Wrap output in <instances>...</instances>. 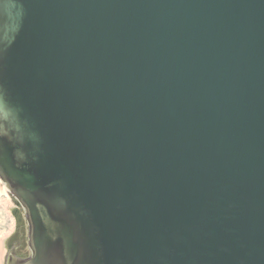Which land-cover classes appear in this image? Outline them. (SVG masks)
I'll return each mask as SVG.
<instances>
[{"label": "water", "instance_id": "95a60500", "mask_svg": "<svg viewBox=\"0 0 264 264\" xmlns=\"http://www.w3.org/2000/svg\"><path fill=\"white\" fill-rule=\"evenodd\" d=\"M4 264H264V0H0Z\"/></svg>", "mask_w": 264, "mask_h": 264}, {"label": "rangeland", "instance_id": "374dc122", "mask_svg": "<svg viewBox=\"0 0 264 264\" xmlns=\"http://www.w3.org/2000/svg\"><path fill=\"white\" fill-rule=\"evenodd\" d=\"M2 183V181L0 180ZM8 192L5 196L0 192V237L4 252L0 258V264H4L6 253L11 249L17 257H25L29 254L27 246V224L23 209L17 200ZM8 198V202H6Z\"/></svg>", "mask_w": 264, "mask_h": 264}, {"label": "bare ground", "instance_id": "6f19581e", "mask_svg": "<svg viewBox=\"0 0 264 264\" xmlns=\"http://www.w3.org/2000/svg\"><path fill=\"white\" fill-rule=\"evenodd\" d=\"M0 192H1V193H4L5 196L7 195V197H8L7 189H6V187L4 186V184L1 183V182H0ZM6 202H8V198H6ZM3 252H4V249H3V247H2V239H1V237H0V258H1L2 254H3Z\"/></svg>", "mask_w": 264, "mask_h": 264}, {"label": "flooded vegetation", "instance_id": "af4514ba", "mask_svg": "<svg viewBox=\"0 0 264 264\" xmlns=\"http://www.w3.org/2000/svg\"><path fill=\"white\" fill-rule=\"evenodd\" d=\"M14 249H11L10 251H13ZM26 257V256H25ZM21 258H24V257H21Z\"/></svg>", "mask_w": 264, "mask_h": 264}]
</instances>
